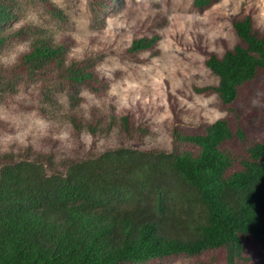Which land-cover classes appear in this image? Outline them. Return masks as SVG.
<instances>
[{"label":"trees","instance_id":"trees-1","mask_svg":"<svg viewBox=\"0 0 264 264\" xmlns=\"http://www.w3.org/2000/svg\"><path fill=\"white\" fill-rule=\"evenodd\" d=\"M22 1L0 0V53L14 39L25 41L27 50L17 68L26 75L56 74L41 85L37 106L41 115L51 118L56 94L65 92L74 107L81 87L95 88L103 81L90 60L68 57L67 46L56 39L49 20L7 31ZM87 1L96 22L121 0ZM214 1L192 4L201 9ZM50 7L54 20L63 18L61 9ZM233 28L239 42L222 56L212 54L205 60L217 79L213 90L226 104L264 68V34L251 17L235 19ZM157 40L155 35L134 38L128 50L150 49ZM16 84L15 76L0 71V101ZM234 135L243 139L240 129L232 132L225 119H216L203 133L176 136L194 144L195 153L117 148L70 163L63 173L54 171L45 155L2 163L0 264H138L219 248L226 264H236L252 243L264 250V141L247 144L237 153L226 146ZM169 178L183 189L179 195L168 186ZM143 192L152 195L155 214L120 205L141 202ZM176 198L197 209L196 216L190 213L185 235L167 230L162 220L174 218L168 208Z\"/></svg>","mask_w":264,"mask_h":264},{"label":"rangeland","instance_id":"rangeland-1","mask_svg":"<svg viewBox=\"0 0 264 264\" xmlns=\"http://www.w3.org/2000/svg\"><path fill=\"white\" fill-rule=\"evenodd\" d=\"M192 1L121 0L103 13V20L95 22L87 0H23L6 30L49 20L56 39L67 46L68 57L90 60L103 82L95 88L81 87L74 107L65 92L56 94L55 114L45 117L37 109L39 89L56 74L26 75L17 68L27 42L14 39L21 36L12 37L14 41L0 53V71L17 80L16 89L0 101V165L10 159L45 155L54 171L63 173L70 163L117 148L195 153L194 144L176 136L203 133L216 119H225L232 132H242L243 139L234 135L226 143L237 153H243L247 144L264 141V68L239 89L233 103L226 104L213 90L217 79L205 64L210 55L222 56L239 42L235 19L250 16L264 34V0H216L201 9ZM50 4L61 9L63 18L54 20ZM153 35L158 40L150 49L128 50L132 39ZM168 181L179 195L183 189L176 180ZM146 193L139 203L120 205L155 214L152 195ZM174 200L168 208L174 218L164 216L162 220L167 230L185 235L190 213L196 216L197 209L192 211L186 203ZM138 264H226V259L219 248ZM236 264H264V250L252 243Z\"/></svg>","mask_w":264,"mask_h":264}]
</instances>
